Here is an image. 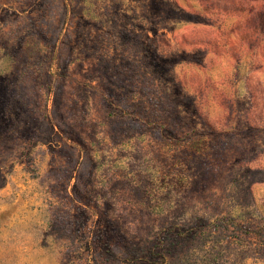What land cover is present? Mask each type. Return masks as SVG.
<instances>
[{"label":"rangeland","instance_id":"1","mask_svg":"<svg viewBox=\"0 0 264 264\" xmlns=\"http://www.w3.org/2000/svg\"><path fill=\"white\" fill-rule=\"evenodd\" d=\"M0 264H264V0H0Z\"/></svg>","mask_w":264,"mask_h":264}]
</instances>
